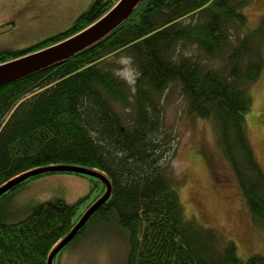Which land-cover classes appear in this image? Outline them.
<instances>
[{
  "label": "trees",
  "instance_id": "obj_1",
  "mask_svg": "<svg viewBox=\"0 0 264 264\" xmlns=\"http://www.w3.org/2000/svg\"><path fill=\"white\" fill-rule=\"evenodd\" d=\"M118 1L93 0L68 28L0 52V64L75 35ZM252 1L140 0L98 41L0 85V187L44 166L94 169L110 179L111 195L63 249L88 227L114 222L127 234L125 264H264V254L244 259L233 240L188 217L180 180L166 170L172 144L165 93L178 84L188 112L212 122L217 149L232 167L252 218L264 226V168L246 118L251 86L264 71V16L246 29L245 8ZM122 53L136 70L132 82L118 74ZM57 172L89 177L96 195L88 205L85 197L43 201L15 221L0 216V264H48L53 248L106 191L97 177L50 171L27 178L0 200L31 179Z\"/></svg>",
  "mask_w": 264,
  "mask_h": 264
},
{
  "label": "rangeland",
  "instance_id": "obj_2",
  "mask_svg": "<svg viewBox=\"0 0 264 264\" xmlns=\"http://www.w3.org/2000/svg\"><path fill=\"white\" fill-rule=\"evenodd\" d=\"M92 1L0 0V26L6 25L0 28V52L25 48L68 28ZM245 12L246 29L255 28L264 16V0H253ZM117 59L118 74L132 82L136 70L131 59L125 53ZM251 93L253 103L246 115L247 133L264 168V129L254 124L264 112V71L252 84ZM164 122L172 144L166 170L180 180L185 214L214 227L224 240H233L242 258L264 254V226L252 218L232 167L217 149L212 122L188 112L178 84L165 93ZM94 185L89 177L74 173L43 175L23 183L1 199L0 216L8 221L22 219L38 203L56 197L69 202L85 197L88 205L96 195ZM128 251L124 229L114 222H98L63 249L56 256V264H125Z\"/></svg>",
  "mask_w": 264,
  "mask_h": 264
},
{
  "label": "water",
  "instance_id": "obj_3",
  "mask_svg": "<svg viewBox=\"0 0 264 264\" xmlns=\"http://www.w3.org/2000/svg\"><path fill=\"white\" fill-rule=\"evenodd\" d=\"M139 2L140 0H119L104 15L75 35L47 48L0 64V85L68 58L79 50L93 44L123 22L132 13ZM50 171L81 172L97 177L106 184V191L103 195L85 211L72 230L50 252L48 264H53L58 253L78 234L93 213L108 200L112 192V183L103 173L94 169H86L72 165H50L28 170L9 180L0 187V196L31 176Z\"/></svg>",
  "mask_w": 264,
  "mask_h": 264
},
{
  "label": "flooded vegetation",
  "instance_id": "obj_4",
  "mask_svg": "<svg viewBox=\"0 0 264 264\" xmlns=\"http://www.w3.org/2000/svg\"><path fill=\"white\" fill-rule=\"evenodd\" d=\"M254 124L256 126L259 125L260 127H263L264 129V112L259 115V118L257 119V121L254 122Z\"/></svg>",
  "mask_w": 264,
  "mask_h": 264
}]
</instances>
